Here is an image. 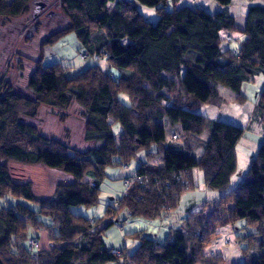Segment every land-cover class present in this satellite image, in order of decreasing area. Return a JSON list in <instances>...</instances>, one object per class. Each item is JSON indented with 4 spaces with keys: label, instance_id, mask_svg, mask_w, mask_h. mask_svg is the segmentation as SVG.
Here are the masks:
<instances>
[{
    "label": "trees",
    "instance_id": "obj_1",
    "mask_svg": "<svg viewBox=\"0 0 264 264\" xmlns=\"http://www.w3.org/2000/svg\"><path fill=\"white\" fill-rule=\"evenodd\" d=\"M32 1L0 0V18L23 17ZM59 1L69 24L41 45L27 83L33 96L11 90L0 95V264H227L206 249L221 228L238 221L257 230L239 238L249 243L244 264H264V139L244 180L192 211L164 244L136 234L140 250L129 254L125 246L117 255L105 242L106 231L120 223L121 210L145 219L175 211L182 196L196 188L195 169L203 171L209 190L229 188L246 128L196 110L218 103L221 86L244 103L243 85L264 76V6H250L245 25L239 26L227 9L168 12L163 6L169 0H136L161 13L151 24L132 0ZM71 32L85 50L83 60L105 58L109 69L94 64L71 76V68L60 63L45 65L44 48ZM234 33L244 36L236 50L226 41ZM123 93L129 105L121 101ZM73 101L83 111L84 140L93 142L84 150L44 138L38 127L22 121L36 119L42 106H50L61 111L58 118L65 123ZM257 114L264 129V88ZM141 151L145 161L125 178L130 180L125 193L107 206L105 217L72 212L76 206H97L107 167L128 169ZM11 163L60 170L73 181L41 198L32 182L13 181ZM38 230L48 233L55 244L51 250L30 248V239L39 240Z\"/></svg>",
    "mask_w": 264,
    "mask_h": 264
},
{
    "label": "rangeland",
    "instance_id": "obj_2",
    "mask_svg": "<svg viewBox=\"0 0 264 264\" xmlns=\"http://www.w3.org/2000/svg\"><path fill=\"white\" fill-rule=\"evenodd\" d=\"M132 1L149 23L155 24L158 21L161 13L157 8L147 7L136 0ZM253 5L264 6V0H178L176 3L169 0L163 8L168 12L175 8H199L211 14L227 9L236 19L237 24L244 26L248 8ZM68 24L69 21L60 8L59 0H33L30 3L29 12L23 17L16 19L0 18V95L11 90L25 96H33L27 88V83L36 62L41 57V45L51 35L66 28ZM243 37L238 33L227 34L226 41L231 43L232 49L236 50L240 46L238 38L243 39ZM84 51L76 34L71 32L44 48L43 63L47 66L60 63L71 68V76H75L79 70L94 64L102 66L105 70L109 69L105 58L83 60L80 53ZM112 71L117 73L115 70ZM263 88V75L245 83L241 94L246 99L244 103H240L236 101V93L221 86L222 99L218 103L204 105L196 110V113L211 120L246 128V133L236 148L238 167L232 176L229 188L225 191L209 190L205 184L203 171L195 169L194 182L196 188L182 196L175 211L157 219H145L133 218L129 215V211L121 210L117 217L120 223L113 225L105 233V242L108 247L124 250V244H127L126 251L133 254L140 250V241L136 234L153 239L162 245L166 242L170 230L180 229L192 211L200 209L207 201L219 198L223 193L233 191L244 180L251 161L264 139V129L258 114L256 115V105ZM120 99L125 104H130L126 94H120ZM60 114V110L50 106H42L36 119L23 118L22 121L38 127L44 138L57 139L70 148L84 150L93 144V142L84 140L83 111L75 101L72 102L66 112L68 118L65 123L59 120L58 115ZM114 132L119 137L122 132L120 124L114 125ZM170 132L168 129V136ZM208 137L209 134H206L205 138ZM197 155L199 157L200 152H197ZM145 159L146 152L141 151L134 163H141ZM10 170L14 182H32L34 193L41 198L50 197L55 192L56 186L61 183L64 184L69 178L60 170L49 169L41 165L11 163ZM132 173L131 169L121 166L107 167V177L100 188L99 204L95 207H72V212L76 215H84L89 219L105 217L107 206L116 205L118 199L125 193L124 180ZM28 204L33 209L38 208L37 205ZM33 231L31 230V232ZM255 233L257 230L254 227L246 225L245 221H238L234 226L221 228L219 236L206 249V253L207 255L225 257L227 264H244L248 260L243 254V249H247L249 243L240 242L239 238L244 240ZM38 245V249L41 250L39 240Z\"/></svg>",
    "mask_w": 264,
    "mask_h": 264
},
{
    "label": "crops",
    "instance_id": "obj_3",
    "mask_svg": "<svg viewBox=\"0 0 264 264\" xmlns=\"http://www.w3.org/2000/svg\"><path fill=\"white\" fill-rule=\"evenodd\" d=\"M242 40V39H241ZM140 163L138 164H135L134 161L129 165V170L131 169L132 170V174H134L137 170V168L139 167ZM194 175V174H193ZM68 176V175H67ZM68 181L65 182L66 183H71L73 181L72 177L68 176ZM38 234V238H39V242L41 244V250H51L55 244L54 243H51L50 240H49V235L46 231L44 230H38L36 232ZM125 246L127 244H124ZM124 246V247H125ZM121 250V249H120Z\"/></svg>",
    "mask_w": 264,
    "mask_h": 264
},
{
    "label": "built area",
    "instance_id": "obj_4",
    "mask_svg": "<svg viewBox=\"0 0 264 264\" xmlns=\"http://www.w3.org/2000/svg\"><path fill=\"white\" fill-rule=\"evenodd\" d=\"M82 57L86 58L87 56L85 54H83ZM129 183H130V180H125V185H128ZM29 245H30L31 249L39 247L38 242L35 239H30ZM114 253L117 255H120L119 250H114Z\"/></svg>",
    "mask_w": 264,
    "mask_h": 264
}]
</instances>
